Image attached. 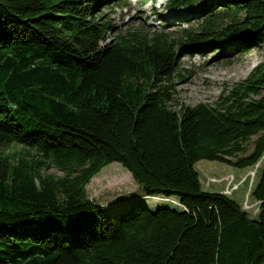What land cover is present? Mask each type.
Listing matches in <instances>:
<instances>
[{
  "label": "trees",
  "instance_id": "16d2710c",
  "mask_svg": "<svg viewBox=\"0 0 264 264\" xmlns=\"http://www.w3.org/2000/svg\"><path fill=\"white\" fill-rule=\"evenodd\" d=\"M112 1L123 0H0V264H264V169L255 218L203 191L195 169L264 157V60L214 105L177 112L179 54L136 30L107 43L115 27L96 13ZM167 6L198 14L199 30L183 31L191 50L264 51V0ZM112 163L179 209L89 199Z\"/></svg>",
  "mask_w": 264,
  "mask_h": 264
},
{
  "label": "rangeland",
  "instance_id": "374dc122",
  "mask_svg": "<svg viewBox=\"0 0 264 264\" xmlns=\"http://www.w3.org/2000/svg\"><path fill=\"white\" fill-rule=\"evenodd\" d=\"M169 1L158 0L152 6L141 4L135 8L128 0H123L119 5H116L118 1H112L107 7L101 5L96 14L98 16L103 15V19L110 20L115 27L114 32L109 35L107 43H114L116 36L120 33L136 30L148 41L155 35H163L168 44L173 45V49L179 54L177 71L172 84L176 88L175 98L177 99L176 102L171 104L173 110L180 111V104L182 103L191 107L199 103L214 105L221 94L222 88L232 87L235 83L245 80L253 69L264 60L263 48L258 46L248 52L237 50L235 53L228 44L219 45L222 41L210 40L205 46L207 50L204 54L197 50H191L190 47H187L188 41H186L183 31H189L191 28L198 31L201 20L198 19L197 13L190 12L186 8H169L168 6L164 8ZM212 44L214 45L213 48L208 47ZM164 84H167V82ZM19 147L21 148V146ZM195 169L200 175L203 191L207 192L219 193L221 186L218 184L223 183L224 189H226L228 181L226 183L225 180L231 178L236 183L234 186L240 185L241 187L248 178V184L229 197L241 204L243 209L252 218H255L257 215L256 200L251 196V192L264 169V157L255 168L239 169L217 161L202 160L195 165ZM46 171L61 175L52 166H49ZM253 172H255L254 177H252ZM239 173L247 174V176L239 180L237 178ZM226 176L228 177L223 180L222 178ZM211 180L216 182H211ZM209 184L216 185L210 187ZM224 189L222 193H224ZM86 191L89 199L100 205L138 198L139 203L148 206L151 210H156L158 207L179 209L170 202L158 201V198H155L157 199L155 200L154 197H143L131 173L120 163H112L103 168L92 179ZM247 196L248 204L251 206L248 210L245 209ZM172 199L178 200L176 197H172ZM118 209L120 207L107 213Z\"/></svg>",
  "mask_w": 264,
  "mask_h": 264
},
{
  "label": "built area",
  "instance_id": "2783aa9c",
  "mask_svg": "<svg viewBox=\"0 0 264 264\" xmlns=\"http://www.w3.org/2000/svg\"><path fill=\"white\" fill-rule=\"evenodd\" d=\"M260 163V162H259ZM258 163V164H259ZM257 164V165H258ZM257 165L255 166V167H257ZM254 167V168H255ZM254 175H255V172H253V174H252V177H254ZM248 179V178H247ZM246 179V180H247ZM245 180V181H246ZM227 181H228V185L226 186V189H224V195H226V196H233L234 195V193L237 191V190H239V188H240V185L239 186H234L236 183L234 182V179L233 178H231V179H229V180H225V182L227 183ZM244 181V182H245ZM211 182H216L215 180H211ZM155 199V198H154ZM159 200H163V201H166V202H170V203H172V204H174V205H179V203H178V201L177 200H174V199H172V198H170V199H161V198H158ZM155 200H157V199H155ZM250 205L248 204V196H247V198H246V201H245V209H250ZM258 211H259V202H256V212L258 213Z\"/></svg>",
  "mask_w": 264,
  "mask_h": 264
},
{
  "label": "crops",
  "instance_id": "0c3cea01",
  "mask_svg": "<svg viewBox=\"0 0 264 264\" xmlns=\"http://www.w3.org/2000/svg\"><path fill=\"white\" fill-rule=\"evenodd\" d=\"M245 176H247V174H240V173H239V174L237 175V178H239V180H241V179L244 178ZM227 177H228V176H226V177H224V178H222V179L224 180V179L227 178ZM248 181H249V179H247L241 187L247 185V184H248ZM201 184H202V183H201ZM209 185H210V187H212L213 185H216V184H209ZM218 185L221 186V188H220V190H219V191H220L219 193H222V192H223V189H224V183H223V184H218ZM241 187H240L239 190H237V191H240ZM237 191H236V192H237Z\"/></svg>",
  "mask_w": 264,
  "mask_h": 264
}]
</instances>
